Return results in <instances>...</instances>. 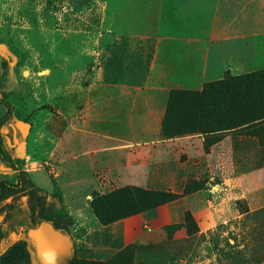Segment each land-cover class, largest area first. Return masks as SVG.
I'll list each match as a JSON object with an SVG mask.
<instances>
[{"label":"crops","instance_id":"1","mask_svg":"<svg viewBox=\"0 0 264 264\" xmlns=\"http://www.w3.org/2000/svg\"><path fill=\"white\" fill-rule=\"evenodd\" d=\"M90 2L99 11L94 28L51 29L57 82L17 118L7 141L23 171L50 178L46 193H58L72 220L74 251L77 244L89 260L105 261L130 245L186 239L185 213L207 237L240 225V202L263 214L264 147L256 138L246 131L165 138L161 123L171 91L200 92L226 74L264 69V0ZM0 74V98L26 96L11 65ZM0 163L3 174L15 175ZM126 186L178 198L101 226L86 199Z\"/></svg>","mask_w":264,"mask_h":264},{"label":"trees","instance_id":"2","mask_svg":"<svg viewBox=\"0 0 264 264\" xmlns=\"http://www.w3.org/2000/svg\"><path fill=\"white\" fill-rule=\"evenodd\" d=\"M0 105L6 109V113L0 118V161L15 172L16 176L15 183L0 180V264H34V247L27 238V231L38 227L41 222H50L54 229L67 235V228L72 225V220L67 217L62 223L58 216V223H55L44 215L47 193L38 188L28 173L22 170V158L16 148L7 145L8 140L13 143L11 126L17 120L14 107L2 98ZM26 121L25 119L24 122ZM226 131H246L257 139L260 147H264V69L235 76L226 74L220 80L204 84L200 92H170L161 123L163 137L172 138L196 133L221 134ZM16 137L19 139V131L16 132ZM220 137L215 135L214 140ZM184 192L189 193L188 187ZM177 198L178 195L169 192L126 186L93 194L89 208L101 226H108L116 221L150 212ZM237 207L240 213L245 215L238 221L247 229L243 230L241 240L244 253L235 251L232 256L233 264H262L264 221L260 220L261 211L249 214L248 208L241 202L237 203ZM253 220L255 225L248 227L247 222L252 223ZM22 223L28 230L3 249L1 243L8 231L12 230L13 225ZM184 223L187 234L184 243L188 245L191 239L198 235V228L189 213L184 214ZM222 228L225 227L220 226L218 229ZM150 245L152 244L135 246L147 248ZM234 245L237 243L234 242ZM227 248L230 249L228 246ZM116 255L105 261L72 258L67 264L129 263Z\"/></svg>","mask_w":264,"mask_h":264},{"label":"rangeland","instance_id":"3","mask_svg":"<svg viewBox=\"0 0 264 264\" xmlns=\"http://www.w3.org/2000/svg\"><path fill=\"white\" fill-rule=\"evenodd\" d=\"M97 19H99L98 8L92 7L90 0H0V72L2 68L6 69L11 65L16 81L26 91L25 97L16 91H11L9 96L1 94V98L14 107L16 119L25 118L30 110L41 105L47 92L57 82L60 61L50 56L51 29L56 27L92 29ZM50 68L54 70L48 76L49 73L44 71ZM2 76L4 74H0V79ZM3 113L4 110L0 106V117ZM15 139L18 142L23 140L21 134L19 139L17 137ZM0 168H2L1 163ZM1 171L2 169L0 180L15 183V175L3 174ZM29 177L40 189L51 193V180L43 171L33 173ZM103 191H94L90 194V200L93 194ZM90 200L86 199V201ZM263 214L260 220L264 221ZM44 215L55 223H58V216L62 223L67 220L68 212L56 191L47 194ZM253 225L255 220L252 223L247 222L248 227ZM224 227L218 229L219 233L207 237L196 235L188 245H185L184 239H167L147 248L130 245L116 256L121 260H128V264H233L232 256L235 251L244 253L241 240L243 230L247 228L234 223ZM11 229L1 243L3 249L28 230L23 223L13 225ZM234 242L237 245H234ZM75 248L72 258L89 260V255L79 249L77 244ZM33 262L40 264L36 258Z\"/></svg>","mask_w":264,"mask_h":264},{"label":"water","instance_id":"4","mask_svg":"<svg viewBox=\"0 0 264 264\" xmlns=\"http://www.w3.org/2000/svg\"><path fill=\"white\" fill-rule=\"evenodd\" d=\"M11 128L14 133V126ZM27 238L40 264H67L72 259L74 249L70 236L54 229L50 222H41L38 227L30 229Z\"/></svg>","mask_w":264,"mask_h":264}]
</instances>
